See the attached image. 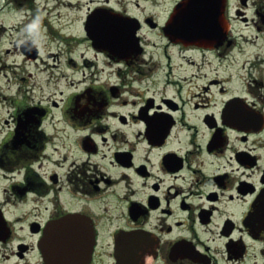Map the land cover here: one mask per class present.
<instances>
[{"label":"flooded vegetation","instance_id":"1","mask_svg":"<svg viewBox=\"0 0 264 264\" xmlns=\"http://www.w3.org/2000/svg\"><path fill=\"white\" fill-rule=\"evenodd\" d=\"M181 1L0 0V264H264V0Z\"/></svg>","mask_w":264,"mask_h":264},{"label":"water","instance_id":"2","mask_svg":"<svg viewBox=\"0 0 264 264\" xmlns=\"http://www.w3.org/2000/svg\"><path fill=\"white\" fill-rule=\"evenodd\" d=\"M224 6L225 0H182L177 5L172 21L175 28H171V32L182 41L200 44L203 39H207L213 29L210 23L214 21L210 18L217 16L216 22L221 23L220 17ZM204 17L209 18L207 26L203 25ZM53 241V239L44 240V254L49 261L48 264H73L74 255L53 252Z\"/></svg>","mask_w":264,"mask_h":264},{"label":"rangeland","instance_id":"3","mask_svg":"<svg viewBox=\"0 0 264 264\" xmlns=\"http://www.w3.org/2000/svg\"><path fill=\"white\" fill-rule=\"evenodd\" d=\"M142 6H144L145 8H149V9H151L153 5H152L151 2H143V3H142Z\"/></svg>","mask_w":264,"mask_h":264}]
</instances>
